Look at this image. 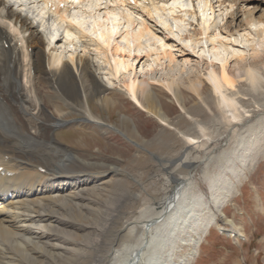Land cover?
<instances>
[{"label":"bare ground","instance_id":"obj_1","mask_svg":"<svg viewBox=\"0 0 264 264\" xmlns=\"http://www.w3.org/2000/svg\"><path fill=\"white\" fill-rule=\"evenodd\" d=\"M95 6L87 1L73 12L82 30L67 32L63 43L39 31L22 7L0 0V114L12 129L0 127V264H183L177 238L199 246V232L218 224L216 212L264 152V0H171L153 3L146 15L112 14L100 26L109 31L103 45L88 35L104 36L84 11ZM156 85L181 108L175 117ZM113 86L162 125L142 142L147 160L136 163L138 176L130 166L84 158L54 135L66 124V107L115 130L89 105L96 99L109 108ZM202 163L209 195L193 179ZM110 170L117 186L100 202L93 195L100 187L86 186ZM89 195L99 205L93 219L80 212ZM136 230L151 241L145 252L130 242Z\"/></svg>","mask_w":264,"mask_h":264},{"label":"rangeland","instance_id":"obj_2","mask_svg":"<svg viewBox=\"0 0 264 264\" xmlns=\"http://www.w3.org/2000/svg\"><path fill=\"white\" fill-rule=\"evenodd\" d=\"M216 5L218 4L216 3ZM219 9L220 8L217 7V11L214 14L221 18L222 9ZM227 11H229V9ZM78 12L81 14L82 10H78ZM78 12L76 11V13ZM163 18H165L167 23L170 21L169 15H163ZM159 73L160 72L157 73V77L160 76ZM156 86L158 87V85ZM158 88L159 90H163L160 86ZM107 95L113 97V101L109 108L104 105H98L96 99H89V105L100 118L112 123L116 128L115 130L112 127L108 129L99 127L97 124L93 123V125L87 124L90 122L82 120V116L76 110L66 107L67 112L64 115V119L67 120L66 124L56 128L54 135L61 143L68 145L72 151L79 153L84 158L92 160L98 159V162H107V164L119 167H124V165L130 166L129 168L132 172L134 171L135 174H137L134 175L138 176L141 167L136 168V163L139 162V159L140 161L143 159L147 160V157L141 156L143 155V153H141L142 142L150 140L153 134L156 133L162 125L159 120L154 119L142 108L140 109L132 104L120 91H118V89H115L114 86L109 90ZM187 95L188 97L190 96L188 91L185 92L184 96ZM158 100L161 105H163V108L170 118L175 117L181 112V108L165 90L158 93ZM2 117V114H0V127H3L6 131H12L10 125L6 123L5 119ZM118 130L124 133L126 137L122 136ZM220 153L221 150L219 149L215 152L216 155L218 154L219 158ZM193 154L202 157L205 151L202 150L199 151V153L193 152ZM164 158L165 157L162 159ZM219 158L214 159V164L217 163ZM152 160L156 161V157L153 156ZM254 162L251 168L245 170V175L239 177L240 180L237 181L232 198L225 203L222 210L216 212L218 225H223L227 227V229L233 230V232H239L242 237L236 235L234 238H229L220 233L218 234L216 225L212 224L213 226L211 225L212 227H210L209 232L205 234L204 237V233L202 231L199 232L201 242L199 246L181 241L177 238L174 244V254H176L175 257L185 258L183 264H264V152L263 154L259 153ZM210 166L209 169L211 168L210 170H212V165ZM217 168H220V166ZM204 169L205 165L203 163L193 168V179L197 184V189L202 194L209 195V184L207 180L202 178ZM111 171L112 170H110L106 177L96 185L90 183L86 186L87 188H92V186L97 188L100 187V191L98 190V192L93 193V195L100 196V202L102 200L109 201L113 189L117 186L114 181L116 180L115 171ZM229 177L236 180L233 175H229ZM161 178L162 177H159V183L166 187L165 180H163V178L161 180ZM101 182L105 183L101 184ZM174 186L175 182H170L167 188L172 189ZM169 191L170 190H168V192ZM69 192H72V190H68L64 192V194H68ZM89 197H91L92 200H83V203L86 204L85 206L88 207L82 208L80 212L83 216L93 219L96 217V214H98L95 208H98L99 205L98 202L94 201L96 199H94L92 195H89ZM80 203L81 201L79 204ZM145 205H147V203L143 204V206ZM81 234H86V231L81 232ZM131 239L130 242L136 243L138 250H144L143 252H145L151 244L150 241V244L146 245V235L142 230L133 232ZM158 242L160 241L157 240L156 244L160 245ZM170 244L171 239L167 240L166 247L168 248ZM72 247L75 246H70L69 248ZM150 249H152L153 254L160 256L159 251L155 247H151ZM189 252H193L194 255L189 254ZM63 255L73 257L72 254L69 253ZM128 257L134 256L130 255ZM152 257L153 260L156 259L154 255H152ZM141 260H143V258Z\"/></svg>","mask_w":264,"mask_h":264}]
</instances>
